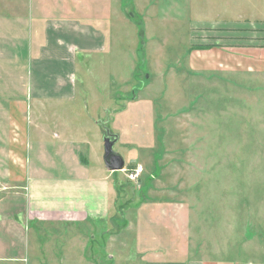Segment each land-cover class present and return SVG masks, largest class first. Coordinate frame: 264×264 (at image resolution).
<instances>
[{"label": "rangeland", "instance_id": "obj_1", "mask_svg": "<svg viewBox=\"0 0 264 264\" xmlns=\"http://www.w3.org/2000/svg\"><path fill=\"white\" fill-rule=\"evenodd\" d=\"M62 1L0 0V105L29 92L30 48L34 40L42 44L39 26L46 19L69 14L96 21L100 13V0H71L74 10L65 14ZM88 5L96 11L79 12ZM107 5L106 59L88 78L84 68L77 87L78 102L87 92V102L99 106L97 119L119 136L114 150L126 162L115 173L120 214L86 232L84 240L79 230L84 224L31 220L28 264L46 263L51 258L46 248L55 242H65L67 252L87 243L93 259L97 253L106 259V235L121 230L123 239L108 248L117 249L118 264H144L141 252L132 254L137 245L171 247L168 256L149 259L264 264V75L246 66L248 40L212 35L216 23L262 16L264 0H107ZM233 26L220 28V34L228 35ZM122 105L116 119L111 110ZM6 123L0 112V134L8 142ZM99 140L105 166L104 135ZM38 235L48 243L35 253Z\"/></svg>", "mask_w": 264, "mask_h": 264}, {"label": "crops", "instance_id": "obj_2", "mask_svg": "<svg viewBox=\"0 0 264 264\" xmlns=\"http://www.w3.org/2000/svg\"><path fill=\"white\" fill-rule=\"evenodd\" d=\"M59 7L63 14L74 10L71 0L62 1ZM99 9L100 13L95 15L98 23L69 14L46 19L43 26H39L44 35L42 44L38 40L31 44V86L29 92L24 90L36 99L35 104L29 105L28 93H23L24 96L10 98L7 107L0 105V112L7 117L6 126L10 128L6 130L8 142L5 135L0 134L3 142L0 144V191L7 193L0 198V258L6 260L4 264H28L27 257L31 253L28 224L31 220L84 224L79 228L84 240L88 237L86 232L115 218V173L118 171H110L102 163L99 138L101 134L105 136V128L97 119L100 109L87 102V92L82 94L85 101L78 102V76L84 68V77L94 75L95 66L106 59L107 0H100ZM94 10L88 5L79 12L92 14ZM231 21L216 23L212 35L217 40H248L246 46L250 51L243 57L246 66L264 75V13L238 24ZM227 25H235L228 27L233 31L228 35L220 34V28ZM123 106L111 110L116 119L123 113ZM123 231L106 235V259L101 253H97L100 258L93 259L94 248L87 243L67 252L65 242H55V246L46 248L51 258L38 264H118L117 249L108 248L119 243L118 238L123 239ZM38 236L35 253L42 252L41 245L48 243L46 236ZM155 249L143 250L137 245L132 254L141 252L144 264H206L149 259L154 255L166 257L171 252L170 246Z\"/></svg>", "mask_w": 264, "mask_h": 264}, {"label": "water", "instance_id": "obj_3", "mask_svg": "<svg viewBox=\"0 0 264 264\" xmlns=\"http://www.w3.org/2000/svg\"><path fill=\"white\" fill-rule=\"evenodd\" d=\"M104 136V155L103 160L106 168L110 171H121L125 169L126 162L121 153L114 150V145L118 141V135L112 133L111 130L105 127Z\"/></svg>", "mask_w": 264, "mask_h": 264}, {"label": "trees", "instance_id": "obj_4", "mask_svg": "<svg viewBox=\"0 0 264 264\" xmlns=\"http://www.w3.org/2000/svg\"><path fill=\"white\" fill-rule=\"evenodd\" d=\"M117 208H118V206H117ZM119 214H120V210H119V209H117V210H116V215H115V218H117V217L119 216Z\"/></svg>", "mask_w": 264, "mask_h": 264}, {"label": "built area", "instance_id": "obj_5", "mask_svg": "<svg viewBox=\"0 0 264 264\" xmlns=\"http://www.w3.org/2000/svg\"><path fill=\"white\" fill-rule=\"evenodd\" d=\"M131 175H134V174H131Z\"/></svg>", "mask_w": 264, "mask_h": 264}]
</instances>
